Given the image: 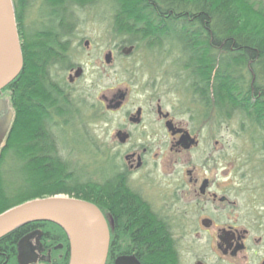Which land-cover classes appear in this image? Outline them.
<instances>
[{
	"label": "trees",
	"instance_id": "1",
	"mask_svg": "<svg viewBox=\"0 0 264 264\" xmlns=\"http://www.w3.org/2000/svg\"><path fill=\"white\" fill-rule=\"evenodd\" d=\"M13 3L23 68L0 93V100L7 95L13 110L0 152V214L56 195L100 209L98 184L69 172L56 155L50 137L51 112L62 116L61 110L37 106L56 100L49 94L50 71H66L74 65L71 46L77 38V11L102 9L97 15L109 14L110 34L117 46L147 55L142 59L155 63L154 68L162 65L168 49L174 50L177 60L171 61L168 71L178 86L188 90L197 105L213 112L217 123L246 121L260 133L264 151V0H43L45 13L31 26L25 23L30 0ZM107 196V207L127 218L124 236L151 250L142 264H176L170 262L174 255L166 251L165 236L135 202L116 190ZM31 233L41 234L46 248L62 245V259L56 264H68L67 237L49 222L30 223L1 238L0 264H17V244ZM112 241L107 264L117 253ZM152 242L156 247H151Z\"/></svg>",
	"mask_w": 264,
	"mask_h": 264
},
{
	"label": "flooded vegetation",
	"instance_id": "2",
	"mask_svg": "<svg viewBox=\"0 0 264 264\" xmlns=\"http://www.w3.org/2000/svg\"><path fill=\"white\" fill-rule=\"evenodd\" d=\"M89 46L88 41L83 43L86 50ZM71 47L74 48L73 45ZM123 49L117 46L109 52L110 61L114 53L126 57L131 55H124ZM140 61L155 67V63L142 58ZM73 64L66 71L59 68L50 71L49 94L56 100L37 106H57L60 110L61 106H87L73 100L72 88L85 74L83 66ZM78 69L82 70L81 74L75 77ZM126 99L127 93L119 91L110 98L103 97L98 105L119 112ZM7 101L0 104L3 110L0 123L3 125L13 115L11 107L7 108L10 106L8 97ZM154 106V118L146 115L143 107L121 116L117 129L111 133L113 151L106 153L100 161L97 183L100 211L113 235L112 243L117 251L110 264L123 256H132L142 264L151 254L145 245H137L130 236H124L126 216L115 207L112 212L105 204L111 190L135 202L165 236L166 251L170 250L174 255L170 262L264 264V192L261 194V188L249 181L254 170H261V165L220 162L214 149L205 151L203 161L196 163L199 144L196 131L187 124L175 122L174 117L163 111L161 106L164 105L159 101ZM151 121L159 129H152ZM168 122L172 124V130L167 128ZM261 152L264 157L262 148ZM189 237L194 239L191 244L187 242ZM40 239L41 234L39 238L34 235L31 241L32 249L38 255L35 264H56L62 259L61 254L53 256L55 252L62 251V245L46 248ZM196 239H201V248L196 245ZM153 242L151 247H156ZM125 247L129 254L122 253ZM189 253L191 259L185 261Z\"/></svg>",
	"mask_w": 264,
	"mask_h": 264
},
{
	"label": "rangeland",
	"instance_id": "3",
	"mask_svg": "<svg viewBox=\"0 0 264 264\" xmlns=\"http://www.w3.org/2000/svg\"><path fill=\"white\" fill-rule=\"evenodd\" d=\"M42 1L30 0L25 13L26 25L39 22V17L45 13ZM96 11L103 12L102 9L76 12L78 29L73 49L77 50L73 52V61L84 67L85 74L72 88V94L74 102L80 101L87 106H61L62 116L51 112V141L55 145L56 155L66 164L68 171L78 178H89L98 183L100 161L106 153L113 151L111 133L117 129L121 116L135 111L137 107H143L146 115H153L154 118V105L159 101L164 105L161 106L163 111L174 117L175 122L187 124L196 131L199 141L196 163L203 161L205 151L214 149L213 152L220 158V162L261 165V170H254V176L249 181L258 185L263 194L264 157L261 152L260 133L238 118L217 123L213 112L208 113L197 105L190 92L180 88L173 79V74L168 71L173 67L171 61L177 60L174 50L168 49V54L163 55L165 58L162 59V65L157 64L156 68L151 64H142L140 58L147 55L140 52L132 53L128 57L114 53L110 63H106L104 57L117 47L118 42L110 34V15L99 16ZM85 41L90 44L87 50L83 47ZM119 91L127 93L122 110L109 111L105 106L98 105L103 97L110 98ZM1 99V105L4 101L8 102L6 94ZM150 126L155 130L158 128L152 121ZM4 144L5 141L0 146V152ZM251 168L260 169L256 166ZM193 241V237H189L187 242L191 244ZM196 245L201 248V239H196ZM59 254L55 252L53 256L57 257ZM190 259L191 253L186 254L185 261Z\"/></svg>",
	"mask_w": 264,
	"mask_h": 264
},
{
	"label": "water",
	"instance_id": "4",
	"mask_svg": "<svg viewBox=\"0 0 264 264\" xmlns=\"http://www.w3.org/2000/svg\"><path fill=\"white\" fill-rule=\"evenodd\" d=\"M132 47L124 48L130 55ZM110 54L105 56L109 63ZM23 57L19 40L13 0H0V93L21 73ZM81 69L75 73L80 76ZM12 117V116H11ZM11 117L0 129V142L7 135ZM1 122V121H0ZM1 124V123H0ZM172 130V124L167 123ZM34 222H49L65 233L69 243L68 264H105L108 254V227L99 209L86 201L63 195L27 201L0 214V239L15 230ZM35 233L24 236L17 244V264H35L38 255L30 239ZM40 235H38L39 238ZM114 264H140L132 256H123Z\"/></svg>",
	"mask_w": 264,
	"mask_h": 264
},
{
	"label": "bare ground",
	"instance_id": "5",
	"mask_svg": "<svg viewBox=\"0 0 264 264\" xmlns=\"http://www.w3.org/2000/svg\"><path fill=\"white\" fill-rule=\"evenodd\" d=\"M0 111H2L3 112V110H1L0 109ZM1 113V112H0ZM11 121H12V117H11ZM11 121H10V125H11ZM10 125H9V128H10ZM3 127V125L2 124H0V129ZM9 130V129H8ZM6 136V135H5ZM3 141H4V139L2 140V143H3ZM64 196V195H63ZM68 197V196H67ZM70 198H72V197H70ZM75 199V198H74ZM92 204V203H91ZM94 205V204H93ZM97 207V206H96ZM98 208V207H97ZM99 209V208H98ZM99 211H100V209H99ZM101 212V211H100ZM104 217V216H103ZM104 220H105V218H104ZM105 222H106V220H105ZM107 223V222H106ZM108 227V226H107ZM108 233H109V244H108V250H109V247H110V245H111V241H112V237H113V235L110 233V231H109V228H108ZM114 245V244H113ZM107 256H108V254H107ZM106 261H107V259H106ZM106 264V263H105Z\"/></svg>",
	"mask_w": 264,
	"mask_h": 264
}]
</instances>
